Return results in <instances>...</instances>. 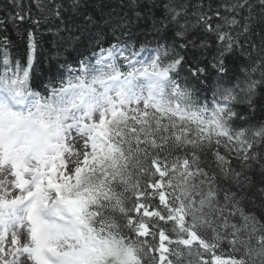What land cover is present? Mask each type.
Masks as SVG:
<instances>
[{"label":"snow or ice","instance_id":"snow-or-ice-1","mask_svg":"<svg viewBox=\"0 0 264 264\" xmlns=\"http://www.w3.org/2000/svg\"><path fill=\"white\" fill-rule=\"evenodd\" d=\"M245 80L224 89L223 100H236L240 88L241 102L250 101L264 67L253 65ZM111 89L96 77L32 103L20 88L0 100V264H183L185 249L195 264H264V230L241 224L225 236L212 225L222 209L195 155L215 140L234 153L223 156L226 167L236 158L258 161L253 145L264 125L230 134L222 121L233 113L225 106L208 114L178 88L166 93L161 80L136 91L125 78ZM164 115L169 123H161ZM186 147L190 157H172ZM221 240L234 251L241 245L243 258H222Z\"/></svg>","mask_w":264,"mask_h":264},{"label":"trees","instance_id":"trees-1","mask_svg":"<svg viewBox=\"0 0 264 264\" xmlns=\"http://www.w3.org/2000/svg\"><path fill=\"white\" fill-rule=\"evenodd\" d=\"M112 46L132 58L152 53L153 66L168 75L166 93L176 85L189 103L207 112L223 103L233 113L228 129L246 133L264 125V82L250 101L241 102L240 88L234 89L236 100L222 98L224 89L246 85L253 65L264 67V0H0V87L10 92L20 88L24 96L46 98L83 78L81 65L94 75L97 52ZM186 151L190 157V147L172 157ZM253 151L258 161L236 158L227 167L223 156L233 155L221 145L195 151L222 209L212 225L225 236L241 224L264 230V136H257ZM228 253L243 258L241 245L234 251L221 240L218 254L228 259ZM196 259L185 249L183 264Z\"/></svg>","mask_w":264,"mask_h":264},{"label":"rangeland","instance_id":"rangeland-1","mask_svg":"<svg viewBox=\"0 0 264 264\" xmlns=\"http://www.w3.org/2000/svg\"><path fill=\"white\" fill-rule=\"evenodd\" d=\"M117 49V52L114 54V56L113 57H111L110 59H108V61H109V63L108 62H106L105 63V61H102L101 60V58L103 57V55H104V53H99L98 54V56H96V59H95V66L97 67V72L93 75V76H89V74H88V72L86 71V70H84L85 71V78H84V82L85 83H87V82H89V81H92L94 78H96V77H102V76H104L105 74H107V71L109 70V72H111V73H113V71H114V67L115 66H118V67H121V68H124V69H129L130 70V72H128V73H125V74H123L122 76H121V74H119L118 76H121V79H124L125 80V78H128V81H129V84H130V86L132 85V84H135V83H137V82H139L140 80V78H141V76L142 75H144V74H148V73H146V72H150L149 70H151V71H153V68H154V66H153V64H152V53H150V52H146V53H142V54H139L137 57L138 58H127L125 55H123L122 53H121V51L119 50V48H117V47H115V48H112L111 50H112V52L113 51H115ZM107 51V50H106ZM106 51H104V52H106ZM101 54V55H100ZM114 58V61L113 62H110L112 59ZM141 58H143L142 60H141ZM155 71H157L156 69H155ZM155 71H153V72H155ZM115 75H117V74H115ZM103 79H105L106 81H109V82H111L112 81V79L110 80V79H106V78H103ZM123 80V81H124ZM167 80V75H165L164 74V80L162 81V83H164L165 81ZM81 80H79L78 82H77V84L80 82ZM144 86V87H143ZM132 87V86H131ZM117 88V87H116ZM115 88V86L113 87V85H112V91L113 92H115L116 90H118L119 88H117L116 89ZM133 88V87H132ZM176 88H178L177 86H171V88H170V94H175V92H174V89H176ZM134 90H136V91H146V88H145V84H143L142 85V87L141 88H133ZM164 90H165V88H164ZM60 91V90H59ZM59 91H57V92H59ZM56 92V93H57ZM165 92H166V90H165ZM14 95V93H9L6 89H3V88H0V100H4V101H8V100H10L11 98H12V96ZM25 99V102L26 103H32V101H33V96H28V97H26V98H24ZM218 105H222V106H224V104L223 103H217V104H215L214 105V108L212 109V110H210L209 112H207L208 114H211L212 112H213V110L218 106ZM131 107H136V105H132ZM139 109L141 110V111H148L150 114H155V115H157V116H160V114L159 113H157L156 112V110L155 109H151V108H149V109H144V105L141 103L139 106ZM227 111V110H226ZM129 115H131V113H128ZM227 118L228 117H226L223 121H222V123H223V127L226 129V131L228 132V133H237V132H240V131H235V130H231V129H228L227 127H226V120H227ZM173 120L176 122V124H177V129H176V131H177V133H179V127H180V123H181V121H180V114H177L175 117H173ZM154 121H153V125H154ZM161 123H169V121H168V116L167 115H164V116H162L161 117ZM199 129H197V127H196V125L195 124H192L191 126H190V133H189V135H190V138H194V136H195V133H196V131H198ZM171 131V130H170ZM205 134H207V132H205ZM213 135H215V133H213ZM222 140L223 139H225V138H221ZM213 143H215V140H213ZM227 152H228V149L227 148H225L224 147V144L223 143H221L220 144ZM74 146H76V147H79V145H74ZM230 155H234V153H230V152H228ZM9 242H10V240H9Z\"/></svg>","mask_w":264,"mask_h":264},{"label":"bare ground","instance_id":"bare-ground-1","mask_svg":"<svg viewBox=\"0 0 264 264\" xmlns=\"http://www.w3.org/2000/svg\"><path fill=\"white\" fill-rule=\"evenodd\" d=\"M112 48H115V47H112ZM112 48L106 49L107 51L104 50L106 52H104V51H101L100 52L101 54L104 53L103 57L101 58L102 61H105L106 60L105 62H109L108 59H110L111 57L114 56V54L117 52V49L112 52V50H111ZM113 60H114V58L111 61H113ZM146 73H148V74L142 75L141 78L139 79L140 81L137 82V83H135V84H132L131 86L136 89V88H141L142 85L145 84V88L147 90L148 86L153 81H155V80H161V81H163L164 80V74L165 73H163L161 71H156V72H153V73L152 72H146ZM123 80L124 79H121V78H119L117 76V77L113 78L110 83L113 85V87L115 86V88L116 87L119 88L121 86V83H122ZM9 240H10V237H9Z\"/></svg>","mask_w":264,"mask_h":264},{"label":"clouds","instance_id":"clouds-1","mask_svg":"<svg viewBox=\"0 0 264 264\" xmlns=\"http://www.w3.org/2000/svg\"><path fill=\"white\" fill-rule=\"evenodd\" d=\"M5 178V172L3 170V168H0V179Z\"/></svg>","mask_w":264,"mask_h":264}]
</instances>
